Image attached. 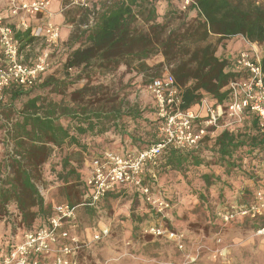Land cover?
<instances>
[{"label":"trees","instance_id":"16d2710c","mask_svg":"<svg viewBox=\"0 0 264 264\" xmlns=\"http://www.w3.org/2000/svg\"><path fill=\"white\" fill-rule=\"evenodd\" d=\"M163 2L168 9L161 15L158 4ZM173 7L171 0H98L87 10L77 32L66 43L60 38L56 51L62 53V77L48 71L31 89L11 87L4 91L0 124L7 152L0 161V221L14 202L26 227L20 229V235L12 230L0 236V259L25 232L47 224L52 215L46 214L49 207L37 187L45 164L61 168L56 179L61 178L64 184H69V176L81 180L85 202L88 171L79 167L103 153L105 141L118 143L120 153L154 145L155 109L113 95L91 99L90 93L101 88L92 87V80L121 67L138 73L166 67L181 90V108L189 110L205 95L226 105L231 99L227 86L243 76L232 60L217 56L221 42L214 44L211 37L218 36L221 41L241 36L258 43L264 67L263 5L254 0H193L188 12ZM192 11L196 12L194 17L190 16ZM19 38L25 43L37 39L31 31ZM155 57L161 60L149 64ZM82 82L86 84L80 87ZM37 90L44 93L34 95ZM207 141L206 136L190 152L165 150L161 155L165 166L175 171L206 167L202 177L210 185L215 180L211 164L222 165L230 173L243 168L244 155L264 153V130L252 113H247L244 123L233 131L223 130L212 149L204 144ZM63 149L72 151L62 157ZM73 155L82 161L74 162Z\"/></svg>","mask_w":264,"mask_h":264},{"label":"rangeland","instance_id":"374dc122","mask_svg":"<svg viewBox=\"0 0 264 264\" xmlns=\"http://www.w3.org/2000/svg\"><path fill=\"white\" fill-rule=\"evenodd\" d=\"M63 1L68 5L67 10H64L66 20L72 24L73 32H77L76 29L86 20L88 9L72 5V0ZM254 1L264 6V0ZM97 2L98 0H92L91 9ZM171 2L173 9L188 12L193 0ZM158 5L160 14L163 15L168 9L166 2ZM195 15V11L190 13L191 17ZM210 41L214 44L222 43L219 37H211ZM61 56L62 53L58 50L51 51V68L48 74L63 76V66L59 65ZM222 56H225V51ZM229 59L232 60V56ZM160 60L161 57H155L149 64H157ZM167 73L170 71L166 67L146 73L128 71L121 67L113 73L92 80V87L101 88L92 91L90 97L94 99L113 95L125 102H138L142 107L152 106L155 109L152 118L157 121L153 136L157 143L161 139L160 128L164 122L159 118L155 98L146 87L150 80L163 77ZM85 84L86 82H82L79 86ZM41 92L44 93L37 90L34 95ZM55 98L61 99V96ZM211 99V96L205 95L202 100ZM24 101L26 99L22 103ZM14 118L13 115L11 119ZM222 131L211 129L207 136L208 141L204 144L212 149L215 138ZM4 133L5 130L0 124V161L7 152L2 143ZM104 144L109 147L106 150L113 151L112 146L118 143L105 141ZM64 150L62 157L72 151ZM73 156L74 162L82 161L80 156ZM83 164L85 165L77 167L84 171L87 164ZM56 165L45 164L42 167L41 180L37 182L44 201H51L50 211L47 210L46 214L53 213L57 205L79 206L84 202L81 180L69 176V184L62 183L61 178L56 179L57 172L61 171ZM209 170L214 173L215 177L212 179L215 180L207 185L202 177L208 171L206 167L175 171L165 166L162 157L157 160V164L148 165L144 173V183L151 188L155 198H161L169 204V208L163 213L156 211L143 194L139 190V193L135 192L136 188L132 186L120 187L121 191L113 195L109 193L96 208L80 206L77 209V227L69 228L67 225L66 228L81 242L104 228L109 230V235L98 242H89V248L83 243V248L78 253V260L81 262L79 264H264V239L257 235V230L264 225V153L244 155L243 168L230 173L222 165L211 164ZM89 173L90 171L88 175ZM254 207L261 208L255 218L239 214L243 209ZM227 215H234V218L225 221ZM39 219L40 217L30 222L31 225ZM24 227L26 226L22 223L21 213L10 204L6 217L0 221V236L12 230L20 235V229ZM152 227L162 229L165 234L154 235L151 233ZM171 233L177 238L168 236Z\"/></svg>","mask_w":264,"mask_h":264},{"label":"built area","instance_id":"2783aa9c","mask_svg":"<svg viewBox=\"0 0 264 264\" xmlns=\"http://www.w3.org/2000/svg\"><path fill=\"white\" fill-rule=\"evenodd\" d=\"M53 1L0 0V47L3 57L0 66V102L6 89H31L50 70L51 51L59 47L61 38V29L53 22ZM91 2L72 0V5L91 9ZM32 17L39 18L36 24L29 22L28 19ZM10 19L17 20L10 22ZM82 27L86 28L87 25ZM28 31L47 45L31 63L25 60L24 42L19 38ZM232 61L243 76L227 86L231 99L226 105L217 104L213 99L202 100L196 107L183 110L181 90L171 73L150 81L146 89L155 98L159 118L164 122L160 128L161 139L140 151L120 153L106 150L95 156L86 178V201L79 206H55L47 224L25 232L13 249L2 254L0 264H79L73 260V256L83 243L69 228L77 227V209L80 206L96 208L116 188L132 186L143 194L156 211L163 213L169 204L153 196L151 188L144 183V173L148 165L157 164L166 149H194L211 129L233 131L242 125L247 113L255 114L260 127L264 129L262 52L242 49L233 55ZM260 209H243L239 214L255 218ZM233 218L234 215H227L224 219L230 221ZM67 225L69 228H66ZM151 233L158 236L165 234L157 227H152ZM108 235L107 228L101 229L93 235L92 242H98ZM257 235L264 239V225L257 230ZM168 236L176 237L172 233Z\"/></svg>","mask_w":264,"mask_h":264},{"label":"crops","instance_id":"0c3cea01","mask_svg":"<svg viewBox=\"0 0 264 264\" xmlns=\"http://www.w3.org/2000/svg\"><path fill=\"white\" fill-rule=\"evenodd\" d=\"M64 2L65 1H63V0H54L53 5H52V10L55 14L53 22L60 27L61 39L63 42L66 43L70 39V36L73 33V28H72L73 26H72V24H70V22H68L66 20V15L64 14V10L67 8L68 5L65 4ZM93 8H94V5H93ZM16 20L17 19H10V22L16 21ZM28 20L30 23L36 24L38 22L39 18L32 17V18H29ZM213 37L218 38V36H213ZM23 47H24V53H25V60H26V62L31 63V62H34L39 51L46 49L47 45L44 43V41H42L40 39H36L33 43H25L24 42ZM242 49H250V50L255 49L257 51L262 52V47L258 43H253V42H250L249 40L245 39L244 37L236 36V37H232V38L222 40V43H220L218 48H217V56H219V57L222 56L223 52L225 51V56H223V57L226 59H229V58H231V56L233 57V55H235L237 52H239ZM0 53H1V51H0ZM2 60H3V57L1 55L0 56V66L3 64ZM6 99H7V96H6ZM103 148H109V147L106 145ZM112 149H113V151L115 150L116 152L119 151V147H117V145L112 146ZM90 165H91V163H88L86 165L87 171H90ZM37 187L41 193V188L39 187V185H37ZM120 191H121V188L118 187L113 192H111L110 195H113L115 193H119ZM135 192L139 193V191L137 189ZM41 195H42V193H41ZM50 204H51V201L45 202L46 207L51 208ZM12 205L17 209V206L14 202L12 203ZM34 211L37 212V209H35ZM93 234H95V232ZM93 234L89 238H86V241H82V243H84L86 246H88L87 248H89V246H90L87 244L89 242L90 243L92 242ZM82 248H83V246H82ZM79 251L74 254L73 260L78 262V263H81L80 260H78Z\"/></svg>","mask_w":264,"mask_h":264}]
</instances>
